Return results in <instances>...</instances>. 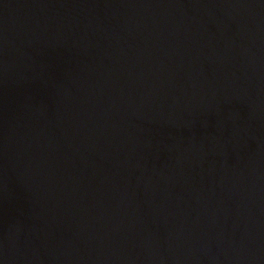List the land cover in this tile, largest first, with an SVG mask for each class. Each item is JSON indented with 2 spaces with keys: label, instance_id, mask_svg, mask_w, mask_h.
Instances as JSON below:
<instances>
[{
  "label": "water",
  "instance_id": "1",
  "mask_svg": "<svg viewBox=\"0 0 264 264\" xmlns=\"http://www.w3.org/2000/svg\"><path fill=\"white\" fill-rule=\"evenodd\" d=\"M0 264H264V0H0Z\"/></svg>",
  "mask_w": 264,
  "mask_h": 264
}]
</instances>
